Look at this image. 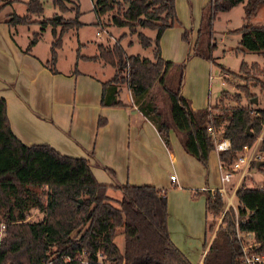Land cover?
<instances>
[{
	"label": "trees",
	"instance_id": "trees-1",
	"mask_svg": "<svg viewBox=\"0 0 264 264\" xmlns=\"http://www.w3.org/2000/svg\"><path fill=\"white\" fill-rule=\"evenodd\" d=\"M61 9L63 0H51ZM242 3V23L231 30L238 34V45L264 57V25L250 23V18L264 0H207L200 9L199 23L191 52L179 62L163 59L159 54L158 38L168 27L178 26L174 0H92L91 9L99 23V16L110 12L109 23L123 26L127 33H134L138 43L151 46V58L126 54L120 33L110 44L97 43L96 53L78 55L87 60H100L113 70L109 78L100 82L101 106H124L120 99L121 87L129 93L131 103L156 129L165 146L168 132L172 130L183 151L206 168L207 155L213 150L207 135L210 126L217 134L227 138L228 150L218 151L223 165L231 163L243 145H251L259 137L258 151L264 152V107L248 102L192 109L189 100L181 95L183 68L189 56L196 55L210 60L214 46L211 29L216 14ZM26 13H39L40 0H25ZM4 6L5 4H0ZM74 16L66 21L51 17L32 31L23 48L29 51L45 25L51 26L48 57L43 65L55 72L56 50L61 35L69 28L80 26L78 5L72 8ZM27 14L9 13V26L27 23ZM59 25L55 31L54 27ZM136 27L155 31L153 37ZM189 30L184 29L181 39L188 43ZM219 65V64H218ZM255 62L240 61L237 70L220 66L221 71L235 74L244 80L238 90L247 99L252 95L247 84L258 85L264 90V80L257 74L247 75L246 70L264 76V67ZM248 68V69H247ZM260 70V72L258 70ZM155 89L159 92L156 99ZM239 93V92H238ZM214 109L216 112H211ZM97 119V125L103 123ZM246 128L249 134L246 133ZM264 166L250 162L248 166ZM107 171L112 174L111 170ZM119 190L116 204L110 202L108 188ZM198 192V191H197ZM253 188L238 186L234 195L236 218L232 207L223 210V199L216 189L205 191V238L213 233L207 251L217 254L212 260L203 257L200 264H239L240 245L235 238V225L249 230L258 250L264 251V194L251 195ZM248 207V208H247ZM37 209L42 216L34 221L25 220L30 209ZM258 214V215H257ZM260 214V215H259ZM165 190L151 184H105L93 176L85 158L61 154L45 143L23 144L9 128L5 114V101L0 97V221H5L4 235L0 239V264H40L46 261L45 251L49 238L58 247L50 264H191L169 239L166 228ZM220 215V224H207V219ZM121 233L122 244L113 241ZM205 242H203V245Z\"/></svg>",
	"mask_w": 264,
	"mask_h": 264
},
{
	"label": "crops",
	"instance_id": "crops-1",
	"mask_svg": "<svg viewBox=\"0 0 264 264\" xmlns=\"http://www.w3.org/2000/svg\"><path fill=\"white\" fill-rule=\"evenodd\" d=\"M206 1L174 0L179 25L165 28L159 35V54L163 59L179 62L186 52H191L200 9ZM238 4L242 7V3ZM3 11L4 6L0 5V97L5 101V114L15 137L26 145L45 143L61 154L85 158L98 182L151 184L164 189L166 228L173 245L191 264H200L204 256L207 260L217 257L207 251L213 233L205 238V191L223 187L228 194L238 187L241 177L239 180L237 175L232 180V175L221 183L217 152L209 151L205 168L183 151L172 130L165 146L155 127L131 103L123 86L120 99L124 106H101L100 82L109 78L113 69L100 60L77 57L95 54L97 43L86 53L84 42L78 39L80 46L63 67L56 50V71L51 72L43 65L48 47L38 52L36 40L25 52L29 37L21 33L20 24L9 26V11ZM184 29L189 30L188 43L181 39ZM190 65L195 66L194 89L188 88ZM213 65L196 55L189 56L184 64L180 91L193 110L211 104L208 90ZM106 66L111 73L103 72ZM99 117L104 120L101 125H97ZM234 198L240 201L233 194L231 204L235 206Z\"/></svg>",
	"mask_w": 264,
	"mask_h": 264
},
{
	"label": "rangeland",
	"instance_id": "rangeland-1",
	"mask_svg": "<svg viewBox=\"0 0 264 264\" xmlns=\"http://www.w3.org/2000/svg\"><path fill=\"white\" fill-rule=\"evenodd\" d=\"M42 4L41 12L35 13H26L25 9V0H0V4L4 5V11H9V13H15L18 15L27 14L28 20L25 24L18 25L21 33L26 34L30 37V33L32 31H38L40 28V23L42 21H46L51 17H55L56 19H61V21H66L71 19L74 16V11L72 8L75 7V4L78 5L79 16L78 20L80 21V26L77 28L71 27L67 29L61 35V43L57 48L58 52V62L60 66H65L66 62L71 60L75 54V48L80 46L78 42L83 41V51L89 53L93 47V44L103 43L110 44L113 38H116L120 33L125 32V36L120 40L121 46L124 48L126 54H136L140 57L151 58L152 48L151 46L143 47L141 46L134 33H127L126 28L123 26H113L109 23L110 12L104 13L99 16V23L96 24V18L94 12L91 9L92 0H63V4L61 5V9L54 7L51 3V0H40ZM241 5L238 4L225 12H218L215 19L212 22L211 35L215 40V44L211 49V58L214 61V65L212 66V75L211 79H209V105L212 106L217 104L220 106H232L236 104L234 94H238V103L246 104L248 102L252 103V98H255V102L257 106L264 107V90H261L258 85H251L250 82L247 84L248 91L251 93V99H247L242 95V92L238 90V86H244V80L242 77L229 74L226 71H221L220 66L225 67L228 70L235 71L238 68L240 61H244L247 63L255 62L258 65V68L264 67V57L255 51H249L242 49L238 43V34L235 32H231L232 29L238 27L242 23V15L243 10H241ZM8 13V14H9ZM7 14V15H8ZM6 15V16H7ZM250 23L254 25H264V4L260 5L255 14L250 18ZM192 22L189 20V23ZM195 23V20H193ZM51 26L45 25L43 30L40 31V35L38 37L37 43V51H45L47 50L49 40L51 39L50 35ZM55 31L59 29V25L54 27ZM227 29H230L226 32ZM99 31V35H95V31ZM136 30H140L145 35L149 37H153L155 34L154 30L148 28H140L136 27ZM25 37V36H21ZM214 43V42H213ZM81 48V47H80ZM40 50V51H39ZM89 51V52H88ZM188 53V52H186ZM185 53V54H186ZM184 54V55H185ZM184 57V56H183ZM187 61V60H186ZM220 66H219V65ZM186 66V65H185ZM111 68V67H110ZM108 66L103 70V72L111 73ZM248 69V68H247ZM258 70V69H257ZM260 72V70H258ZM195 72V66L190 65L188 68V88L194 89L195 84H193V73ZM210 73V74H211ZM220 73V75H219ZM102 73H100L101 75ZM264 80V76L260 75L258 72L252 70H246L247 75H255ZM221 76V77H220ZM222 80L223 83H220ZM239 92V93H238ZM156 99L159 100V92L155 89ZM211 112L215 113L214 109H211ZM177 138V137H176ZM178 140V139H177ZM258 143L259 137L255 139V141L250 145L254 147L252 158L250 162H258L260 164L264 161V152L258 151ZM238 152L236 153L237 156ZM235 156V157H236ZM249 162V163H250ZM257 166V165H256ZM234 176L238 175V179L241 180L238 182L237 186H247L253 188V192L251 195L255 193L257 195L264 194V166L261 165L259 168L255 166L249 167L248 164L246 167L244 164L239 165L233 172ZM108 195L111 197L110 202L112 204H116V200L120 198L121 194L117 189H109ZM225 198H223V203L225 205ZM232 203H235V206L232 205V211L234 218H236V205L237 199H232ZM223 205V208H224ZM248 208V207H247ZM258 215V214H257ZM260 215V214H259ZM261 215H264L261 213ZM42 216V212L37 209H30L26 214L25 219L27 221H34L39 219ZM210 222H214V227L220 224V215L216 218L211 219L210 217L207 219V224ZM210 233H207L209 236ZM53 240L54 246H51L48 250H54L58 247V244ZM116 246L121 247L122 244V236L121 233H116L113 238Z\"/></svg>",
	"mask_w": 264,
	"mask_h": 264
},
{
	"label": "built area",
	"instance_id": "built-area-1",
	"mask_svg": "<svg viewBox=\"0 0 264 264\" xmlns=\"http://www.w3.org/2000/svg\"><path fill=\"white\" fill-rule=\"evenodd\" d=\"M95 35L98 36L99 31L96 30ZM206 132H207L208 137L212 141L213 150L215 152L218 153V151L228 150L230 148L229 140L227 138H224V137L220 136L219 134H217L210 126L206 127ZM252 149H254L253 146L250 147V145H243L241 147V150L238 152L237 156L235 157V159L231 163H228L227 165H223V163H221L219 161V164H218L219 181L221 183L229 181V179L232 176V172L237 167H239V165L244 164V166L246 167V165L249 164V162L252 158V154H253ZM169 179L171 181L174 180V174L173 173L169 174ZM216 190L218 191V193L222 197V199L225 198V200H226L223 210L228 206L232 207L231 198L234 194V190H230V193H228V194L226 193V190L223 189V187H220ZM5 224H6L5 221H0V239L4 235ZM234 235H235V238L240 245L239 264H264V251L258 250L259 243L254 241L253 234L251 231L242 230V229L240 230L235 225ZM48 240H49V242H51V244L48 245V248L45 251L46 261H44L40 264H50L52 258L54 257V255L56 253L55 248L52 251L48 250V249H50L51 246H54V242L51 241L52 239L49 238ZM80 262H82L84 264L83 260L82 261L80 260ZM7 264H14V263L9 262Z\"/></svg>",
	"mask_w": 264,
	"mask_h": 264
},
{
	"label": "water",
	"instance_id": "water-1",
	"mask_svg": "<svg viewBox=\"0 0 264 264\" xmlns=\"http://www.w3.org/2000/svg\"><path fill=\"white\" fill-rule=\"evenodd\" d=\"M252 102L254 103L255 102V98H252ZM246 133L249 134V131L248 129L246 128ZM258 162H256L255 164L257 165Z\"/></svg>",
	"mask_w": 264,
	"mask_h": 264
}]
</instances>
